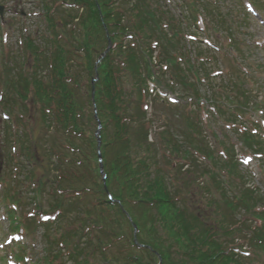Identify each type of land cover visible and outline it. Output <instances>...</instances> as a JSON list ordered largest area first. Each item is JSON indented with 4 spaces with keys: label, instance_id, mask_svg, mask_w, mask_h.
Masks as SVG:
<instances>
[{
    "label": "trees",
    "instance_id": "1",
    "mask_svg": "<svg viewBox=\"0 0 264 264\" xmlns=\"http://www.w3.org/2000/svg\"><path fill=\"white\" fill-rule=\"evenodd\" d=\"M41 2L44 30L25 39L0 101L6 114L0 204L11 231L42 227L43 264H56L60 254L72 264H158L159 257L160 264H249L232 248L244 232L255 256L264 257V199L246 186L237 163L201 146L191 121L186 147L169 129L148 138L154 128L147 110L149 43L162 27L147 1ZM170 28L169 38L160 37V61L181 80L200 75L212 86L209 61L197 56L186 69L176 62L181 33ZM106 32L113 47L97 66L92 101L94 63L107 45ZM236 79L221 92L212 89L211 104L226 124L244 128L234 132L246 148L264 154L261 133H251L242 117L262 102H251L246 81L240 73ZM93 107L101 121L104 179ZM193 150L208 163L183 172L178 160L193 158ZM200 175L208 179L203 188Z\"/></svg>",
    "mask_w": 264,
    "mask_h": 264
},
{
    "label": "rangeland",
    "instance_id": "2",
    "mask_svg": "<svg viewBox=\"0 0 264 264\" xmlns=\"http://www.w3.org/2000/svg\"><path fill=\"white\" fill-rule=\"evenodd\" d=\"M168 1L169 3H167V5L171 6L169 7V10L173 14L178 15L180 12H182L181 17H184V15L188 14V8L186 6L179 5L180 0ZM203 2H205L206 5L210 4V7L213 8L212 10L214 12L212 13L211 17L214 22V27L213 29L210 28L209 30L211 35L210 37L201 33L199 34V39H205V37H207L215 46H219V48H221H217L214 51V53H217L219 57L217 58L218 61L213 63V66L216 65L215 68L217 69L230 68L231 70L233 67H236L235 65H238L236 60H239V64H245L248 70H252L256 73L253 74L254 79H252L255 85L252 87L254 95L256 94L264 96V0H258L259 5H256L257 12L249 5L247 0H203ZM0 4L4 6V18L0 26L1 100V95L4 92L2 89L4 87L3 81L5 77L4 62L8 63L11 58H15L20 54L22 42L24 43L26 36H35L40 30L44 29V9L41 0H0ZM214 4L216 6H214ZM238 8L240 12L239 15H236L234 10H238ZM217 10L220 13H216V15L215 11ZM243 16H247V20L241 19V22L243 23L241 25H235L238 23L237 18H243ZM219 26H221V28ZM214 28L219 29L221 34L216 35L214 33ZM225 33H228V36L230 37L234 36L238 37L239 40H242L245 53H242L241 57L231 54L233 50L229 45L230 41H228V37L225 35ZM244 42L245 44H250V47H246ZM182 48L185 52L189 51L188 53H190L192 56L195 54L194 50L201 52L207 51L208 53H211L206 48H204L202 42L200 45L186 44V48L185 45ZM187 60L188 57L186 58V61ZM255 65H258V67L254 68ZM210 67H212V64ZM258 72L260 73V76ZM165 78H168V76L165 75ZM215 81L217 83H229L230 78L227 74H225L217 76ZM254 95L252 94L251 97L253 98ZM260 98L261 97L258 96V99ZM159 102V99H157V101L153 100L149 109V113L154 119V128L157 129L158 134L163 129H166V131L169 129L172 133L171 136H173L174 141L176 143L182 142L183 138L180 136L184 130V123L183 119H181V114L183 111L186 112L185 106L176 105V103L174 104L175 107L173 105H171L172 107H168L166 102L165 104H161V102ZM205 107L207 108L206 111H209V106L205 105ZM3 113L4 112L0 107V150H6V148L4 149L3 144ZM204 114L205 111L203 110V114L198 120V123L200 124L201 130L203 131V135L206 136V141L210 142L211 145H214L216 142L215 138L207 128V125L209 128L213 127V132L220 138L222 137V125L220 120L217 118L214 119L212 116H205ZM261 123L264 127V121ZM151 135L152 137L154 136V131ZM231 141L234 145V151L237 154V159H239L240 162V169L247 175L248 185L259 187L261 192L264 194V164L262 167V163H259V160L255 156H251L249 153L242 151V146L235 137H232ZM1 156L0 167L4 166L3 155L1 154ZM198 162L201 163L198 164V170H200L204 166V160L198 157ZM193 164L194 162L192 161L191 166ZM187 167L188 165H185L183 169L187 170L190 168ZM198 182L199 187L203 188L204 183L208 182V179L203 177V179H199ZM43 232L44 230L41 226H36L34 227L33 231H24L22 234L15 236L10 230V221L6 218L4 207L0 204V264H33V261L38 262L39 260H42L43 256L45 255L44 247L46 245L44 242L45 240L43 237ZM236 242H239V239L236 240ZM243 243V248L246 249L244 251L249 253V247L246 246V242ZM21 247L24 249L23 256H25V259L17 261L15 259L16 256L14 255V252L20 250ZM63 252L64 250L62 249L61 253ZM60 255L53 257V259H55L54 263L71 264V262L67 259V256L61 257ZM50 256L52 257V254ZM249 258L250 257H248V259ZM248 262L249 264L260 263H253V261Z\"/></svg>",
    "mask_w": 264,
    "mask_h": 264
},
{
    "label": "water",
    "instance_id": "3",
    "mask_svg": "<svg viewBox=\"0 0 264 264\" xmlns=\"http://www.w3.org/2000/svg\"><path fill=\"white\" fill-rule=\"evenodd\" d=\"M110 47H111V42L109 40L107 48L99 56V58L97 59V63H99L102 60V58L106 55V53L110 49ZM96 76H97V74H96ZM99 143H100V139L98 138V146H99Z\"/></svg>",
    "mask_w": 264,
    "mask_h": 264
}]
</instances>
